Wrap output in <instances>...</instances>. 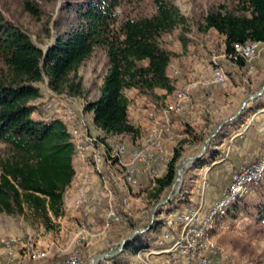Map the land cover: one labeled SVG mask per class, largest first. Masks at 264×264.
I'll use <instances>...</instances> for the list:
<instances>
[{
	"label": "rangeland",
	"instance_id": "1",
	"mask_svg": "<svg viewBox=\"0 0 264 264\" xmlns=\"http://www.w3.org/2000/svg\"><path fill=\"white\" fill-rule=\"evenodd\" d=\"M69 1L76 0H0V9L10 20L21 26L38 46L46 51L55 41V22L61 18V15L66 14L65 7ZM27 2L37 3L42 9V15L40 17H35L28 12L25 9ZM172 2L180 9L181 14L187 19V25L183 26L181 24L172 34L165 35L162 39V45L166 49L172 50L176 47V44L178 45L179 43L187 41L186 43L190 47H196L200 52L201 57L197 64L199 65L202 63L204 70L203 73H199L202 74L199 79H195L196 81L194 82L187 81L188 83L186 82V84L177 88L174 93V101L171 103L165 104V99H162V97L165 96L159 97V94H156V97L152 100L145 97V99L150 102H145L143 106L139 107L140 116L136 119L135 125L140 128L141 135L137 137L135 145H131L130 139H127V141L124 142H115L112 141L111 138H105L104 136L97 134L91 116L84 110L87 102L95 101L100 96V89L108 68L107 56L103 49H97L93 56L72 75V79L76 83H82V92L80 96L71 97L67 95H57L49 89L47 84L48 80L39 84L42 90V97L36 101L35 105L41 109L43 118L46 117V120H54V118L51 117H56L66 125L67 130L71 135V140L75 145L76 152L77 148L82 146L83 142H86L87 140L96 143H93L94 147H92V151L88 150V155L91 156V153L92 155L95 154V156L98 153L101 155L102 162L99 163L100 172L96 171L95 166L91 168V170L88 169L87 172L90 177H92L93 174L98 176L100 181L105 185L106 188L100 190L102 195L101 199L105 197L111 199L109 201V208L106 212V216L110 212H114L116 214L114 215L118 217V220L114 221L113 219L105 218L106 230L104 231V234H101L100 236L103 238L98 242L100 246L95 249L97 252L96 254L93 253V251H95L94 249L89 250V248H87L88 245H86L83 240L86 235L85 232L78 236L79 244L76 247L69 248V242H67L68 239L64 238L69 232L64 219H67V222H71L74 218L71 217L69 213L72 211L66 210L65 201L75 200V192H79V187L81 186V184H79L81 181V174H79L77 177H74L71 186L65 191L64 207L60 217H55L52 213H49L47 217H43L42 215L31 212L29 209H25L23 213L13 214H8L5 211L0 210V250L8 251L10 249L4 244L7 240L12 241L10 243L12 246L10 247H14V252L20 253V255H11V259H30V250H32V259H48L50 249H47V246L54 251H58L57 255L60 254L59 257H52L51 259H63L65 261L72 255H78L82 259H85V264H92V260L96 256L107 255V257L100 258L107 260L118 257H114L113 254L119 251L123 240L130 237L136 231L144 230L152 223L154 224L156 220L158 221L160 219L162 212L167 211L173 206L176 207L178 202L182 200L184 197L182 195H185L182 193L187 184L186 179H188L189 174L191 175L190 169H192V165L202 158L205 159L212 150L223 151L231 146L230 139L240 132L238 124L243 122L246 117L250 116L254 107L264 104V44H258L259 46H256L257 54L253 59H242L246 62L245 68L247 69V75H245V77L243 76L245 79L242 80L240 75L233 72L235 69H242L238 66V61L241 58L236 60L235 52L228 55L225 50V45L220 37L214 36L208 31L201 30V24L203 23V19L209 9L225 4L226 0H172ZM229 5L231 4L229 3ZM123 11L136 18L152 16L156 10L153 0H131V3L127 4ZM255 61L258 62L256 72L254 70ZM216 63L220 66V69L222 68L224 73L230 77L228 83L212 88V93L217 96L219 94L215 89L219 87L223 88L222 94L220 95L223 101L219 99L218 105L217 98L215 101H210V99H208L209 95H206L211 89H207L206 91L202 85V80L211 77V66H214ZM245 68L244 70H246ZM171 73L175 78L183 75L180 67ZM238 81L241 82L239 83ZM193 84H195L194 87L192 86ZM200 85H202V87H199L201 90L200 95L204 96H202V102L198 104L194 95V90ZM181 89L190 90V95L194 101V107L187 112L174 114L172 117L171 133L164 132V135L162 134L161 136L156 137L155 144L158 150V156L155 159L156 168H150L148 179L143 180L140 182L139 186H137L135 179L131 178L130 173V175H128L127 169L123 166L124 156L120 159H113L112 151L116 152L114 145L118 146V148L121 146L129 148L130 146V150L135 151L133 156H130V163H138L137 160L143 158V153L149 151V149H146L149 148L148 140L154 135L153 132H155L156 129L159 130L162 128L161 125H163L164 121V111L174 106L177 92L181 91ZM209 93H211V91ZM135 99L136 97L133 98V100ZM160 104H162V106L159 107ZM199 106H202L206 112H213L216 109L213 112L214 116L204 121L207 128L204 132L200 131L201 134L192 135L191 133V136L188 139H182L179 136L177 137V145L186 146L184 147L185 150L183 149V159L179 166L185 161H187V163L183 166L181 173L177 174L173 186L157 198L156 182L153 181H157L166 173L168 164L173 158L175 152L167 146L168 143L175 141L176 130L174 127V117L179 116L186 118V120H193L197 107ZM49 107L56 110H52V113L50 114L47 110ZM69 113H75L73 118H69ZM159 115L161 117L160 119ZM258 119L259 118H256L252 124L254 123L256 126L259 125V127H263V130L260 131V134H262V132L264 133V121ZM202 120L198 125L195 123L196 121H192L194 125L193 127L199 128L202 125ZM224 136L228 137V140H226L225 144L221 146L222 138ZM262 137L264 138V136ZM194 145L197 146V149L193 151L192 147H194ZM234 145L237 148L240 147L237 144ZM255 147H257L256 150L258 149V152L259 150L262 151L264 147V139L251 146L253 150ZM180 148L182 149V147ZM204 150L205 152L201 156ZM235 151L237 152V150ZM135 153H142V156L136 158L134 156ZM0 155H5L1 143ZM73 157L80 162L79 166L75 169L76 175V173L78 174V171L80 173V168L82 167L84 160L77 158L76 154ZM196 157H198L197 160H191ZM263 157L264 151L258 161L251 163V165L244 164V162V165L241 166L239 172L244 168H252V165L260 164L263 161ZM115 166L123 172V176L119 180L120 183L118 190L121 194L125 195V197L122 199L120 207L115 206L113 203L112 199L114 193L110 188L111 182L107 175V173H109L108 167L113 168ZM263 179L264 171L258 182L251 186L250 193L244 197L246 198V211L237 213L236 216L233 214L227 216L229 208L237 201L234 200L231 202L227 210H222L221 213L215 215L213 220H209V223H204L209 214L219 207L214 206L202 215V220L197 224H190L187 228H183V231L173 232V236L176 237H173V240H180V238H182V244H189L193 234L188 241H186V235L188 234L186 231L192 226L191 229H199L197 232H199V239H202L203 243L212 245L219 251L221 250L220 252H223L226 257L249 264H264V231L262 226L255 222L253 216V206L261 201L256 189ZM132 188H135L133 197L135 198L134 207L137 212L134 217L132 215L129 216L132 203L128 194ZM253 188L255 190L254 193ZM227 197L228 194H221V202ZM118 201H120V198ZM213 201L214 199L212 202ZM193 202L196 204L203 203V205L208 207L204 201ZM212 202H210V204ZM192 206L193 203L188 204L184 210L182 209L183 211L181 210L182 212L180 214H186L187 210L191 209ZM154 213L155 218L153 217ZM194 214H196V212H189V219H192ZM225 216L227 217L224 218ZM83 217L87 222L85 230H88V228L92 226L91 219L89 216ZM173 218L177 220L176 215H174ZM173 218H171V224L167 225V230L176 223ZM193 219H196V215ZM88 221L90 222V225L88 224ZM99 222H101L100 219ZM115 226L117 227L113 228ZM76 232L78 233L79 230ZM77 240L78 239H76V243H78ZM173 246L171 247L170 252L176 254V257H179L181 243H173ZM144 254L139 256L138 253H136V259H143ZM153 257L156 256L151 255V259H153ZM159 259H162L161 256H159Z\"/></svg>",
	"mask_w": 264,
	"mask_h": 264
},
{
	"label": "trees",
	"instance_id": "2",
	"mask_svg": "<svg viewBox=\"0 0 264 264\" xmlns=\"http://www.w3.org/2000/svg\"><path fill=\"white\" fill-rule=\"evenodd\" d=\"M130 3L69 1L66 14L55 22V41L46 51L0 9V143L5 153L0 155V210L13 214L29 209L43 217L49 213L60 217L65 191L75 177L76 149L66 125L56 117H33L38 109L34 102L42 97L40 83L48 80L49 89L57 95L80 96L82 83H76L72 75L97 49H103L108 68L100 96L87 102L84 110L93 115V125L105 138L115 142L130 139L131 145L141 130L129 120L126 91L136 90L140 97L151 100L157 90L175 93L176 85L168 74L172 53L162 45V39L179 25L186 26L187 19L172 0H153L155 13L136 18L123 11ZM25 9L35 17L42 15L35 2H27ZM201 30L224 36L228 55H236L240 45H262L264 0H226L209 9ZM242 59L238 66L245 68L246 59ZM183 154V149L175 148L166 173L156 181L157 198L175 183ZM256 190L261 201L253 206V216L264 231V179ZM245 199L237 200L227 216L246 211ZM161 227L156 220L148 232L129 242L125 251L144 244V239ZM122 255L113 259L115 264H121Z\"/></svg>",
	"mask_w": 264,
	"mask_h": 264
},
{
	"label": "crops",
	"instance_id": "3",
	"mask_svg": "<svg viewBox=\"0 0 264 264\" xmlns=\"http://www.w3.org/2000/svg\"><path fill=\"white\" fill-rule=\"evenodd\" d=\"M208 32L213 34L214 36L220 37L224 43L225 41L224 36L218 34L214 30H209ZM186 42L187 41L179 43L178 45L176 44V47L174 49L169 50L172 53V59H171V64L169 67L168 74L170 78L174 80L176 89L186 84L187 81L194 82L196 81L195 79L197 78L199 79L202 75L199 73H203V70H204L203 69L204 66L202 65V63L199 65L197 64L198 60L201 57L200 52L198 51V49H196V47H190ZM257 63H258L257 61L254 62L255 72L257 71ZM179 67L182 69L183 75L181 77L175 78V76L174 77L172 76L171 72L177 70ZM242 69H235L233 72L240 75L242 80H244L245 75H247V69L246 68H245L246 70H244V68ZM240 73H244V74H240ZM238 82L240 83L241 81H238ZM194 85L195 84H193L192 86L194 87ZM219 88L215 89L217 90L219 94L218 95L219 98H217L218 99L217 105L219 103V99L222 100L220 95L222 94L223 88L221 89ZM156 94H159V97L165 96V97H162V99L163 98L165 99L164 100L165 104L173 102L175 98L174 93L168 94L164 90H157ZM200 94H201V90L199 89V87H196V89L194 90L195 97L196 95H200ZM126 96L130 100V105L128 108L129 120L132 124L135 125L136 119L139 118L140 116L139 107L143 106L145 102H150V101L145 99V97H140L137 94L136 90L126 91ZM134 97H136L135 100H133ZM35 103L36 101L34 102V104ZM137 105H138V109H137ZM217 105H216V108H217ZM160 106H162V104H160L159 107ZM174 106L164 111V121L165 119L169 120L171 125H172V117L174 115L173 113ZM213 112H206L204 111L202 106H199L197 107V111L195 113L193 120H190V119L186 120V118L184 117L175 116L174 117V127L176 130L175 141L168 143L167 144L168 148L170 146V149H173L174 151H175V148H178V147H182V149H184V147L186 146L184 145L179 146V144L177 145L176 143L177 137L179 136L182 139H185V138L188 139L190 138L191 133L192 135H197L200 133V131L204 132L207 128L205 126L204 121H206L210 117H213L214 116ZM89 115L91 116V120H92L93 115L92 114H89ZM33 117L37 120L45 119L43 118V114L40 108H38L37 111L33 114ZM160 118L161 117L159 115V119ZM256 118H259L258 120L264 121V104L254 107L250 116L246 117L243 122L238 124L239 126L238 128L240 129V132H238L236 136L230 139V143L232 144L231 146L224 149L223 151L212 150V152L208 154V156L205 158L203 164L194 163L192 165L191 167L192 169H190L191 175L189 174L188 179H186L187 184H186L184 192L182 193L185 195H182L184 196L182 200L178 202L176 207L173 206L167 211H164L161 213V217L158 221L162 224V227L159 229V231L157 233H152L151 235L147 236L146 239H144L145 241L144 244H136V246H134L133 249L126 251L121 257L122 258L120 261L121 264H128V263L138 264L137 262H135L136 260H134L136 259V253H138V255L140 256L144 253L151 252V255L156 256V257H153V259L155 258L159 259V256H161L162 259H174L177 256L176 254L170 252V249L173 246V239L176 237L173 236L174 237L173 239L172 238L163 239L165 237V229L167 225L171 224V218H173L174 215L178 217V215L185 209V207L188 204L190 203L194 204L193 201H204L209 206L210 202H212L213 199L220 197L222 192L229 185L232 176L240 170L241 166L244 165L243 164L244 162L254 163L258 161V159L261 157L263 153L264 147L262 151L259 150L258 152V149L256 150L257 147L254 148L255 150L254 151L253 148H251V146H253L254 144H257L258 141H262L264 139L262 137L264 136V133L262 132V134H260V131L263 130L262 129L263 127H259V125L256 126V124L254 123L252 124V122H254ZM201 120L203 121L202 125L199 128H194L192 121H196L195 123H197L198 125L201 122ZM96 132L100 136H104L103 132L98 130L97 128H96ZM226 140H228V137L224 136L222 138L221 146L225 144ZM234 144H237L240 147L237 148ZM192 149L194 151L195 149H197V146L194 145ZM235 150H237V152ZM75 154L77 158H81L82 160H84L77 152H75ZM79 164L80 162L74 159V169H76L79 166ZM83 164H84V161H83ZM108 169L107 170L109 171V173H107V175L110 178V182H111L110 188L112 192L114 193V197L112 200L115 206L120 207L122 203V199L125 197V195L116 194L115 185L119 186V183H120L119 180L123 176L122 175L123 172L117 166L113 168L108 167ZM141 170H142V166L138 165V175H139L140 182L148 179V176L144 175ZM92 178H93V181H95V186H98L100 190L106 188L105 185L100 181V178L98 176L93 174ZM153 182H156V181H153ZM205 182H208L210 185L207 189L204 187ZM134 191H135V188H132L130 189L129 194H128V197L132 203L129 216L132 215L133 217L137 214V212L135 211L136 209L134 207V199H135L133 197ZM119 198H120V201H118ZM110 200H111L110 198H106V197L101 199V203L98 204L96 207V212L93 216L92 226H90L88 230H85V226L87 225V222L83 216L80 217L74 212H69L71 217L74 218L71 222H67V219H64L65 224L69 229L68 235L64 237L65 239H68L67 242H69V248L76 247L79 244L78 236L84 232L86 233V235L84 236L83 240L85 241V244L88 245L87 248H89V250H93V249L95 250L100 246L98 242L103 238L100 236L101 234H104V231L106 230L105 218L102 219V215L104 211L106 214L109 208ZM99 219L101 222H99ZM173 220L175 219L173 218ZM88 224L90 225V222ZM116 227L117 226L113 228H116ZM78 230L79 232L77 233L76 231ZM76 239H78L77 240L78 243H76ZM153 239H155V241H152ZM159 239H163V240H159ZM47 247H48L47 249H50V254L48 256L49 258L47 257L48 259H45L39 262H30L29 264H63V261H64L63 259H51L52 257H57V256L59 257L60 254L57 255L58 251H54L49 246ZM143 247H147V248H143ZM93 253L96 254L97 253L96 250L93 251ZM95 264H115V262L113 259H108V260L107 259H97Z\"/></svg>",
	"mask_w": 264,
	"mask_h": 264
},
{
	"label": "built area",
	"instance_id": "4",
	"mask_svg": "<svg viewBox=\"0 0 264 264\" xmlns=\"http://www.w3.org/2000/svg\"><path fill=\"white\" fill-rule=\"evenodd\" d=\"M251 50L253 49H247L245 53L239 54V57H243L244 59L247 58L248 52ZM220 82H223V79L218 73L215 72L214 68L212 67L211 77L202 80V84H210L211 86V93H206V95H212V88L214 87V84ZM198 87H202V85ZM184 90L186 89H181L180 93H184ZM202 96L204 95H196L198 104L202 102ZM212 96L214 98V101L216 98H218L217 95ZM74 114L75 113H69V118H73ZM92 147H94L92 141L83 142L84 150L92 151ZM114 149L116 150V152L123 153V166L125 167V169H127L128 173L131 174V178L135 179L137 186H139L140 184L138 165L142 166V173L144 175H147L148 177L150 174V168H156L155 159L158 156L156 144L154 146H149L148 153H143V158L138 160V163H130V156H133L134 153V150H130V146L129 148H118V146L114 145ZM244 164L251 165V163ZM259 168L260 165H252V172L242 173L238 171L232 176L229 185L222 192V194H228V203L232 194L238 192V186L240 185V183H248L249 186H253V180L256 179V174L259 173ZM115 186L116 194L121 195V193L118 192V186ZM209 186V183L205 182L204 187L208 188ZM254 192L255 190L253 188V193ZM100 203V189L98 188V186H95V181H93V178L90 177L89 174H83V186L81 187L79 192H75V200L65 201V208L67 211H72L80 217L89 216L91 222H93V216L96 212V207ZM214 206H226V204H221V195L220 197L214 199V201L208 207L203 205V203H194L191 209L187 210L186 214L178 215V221L175 220L176 223L173 224L170 229L165 230V237L163 239H173V232L183 231V228H187L190 224H197L199 221H201L202 215L212 209ZM189 212H196V219H189ZM102 218L114 219V216H106L104 211ZM173 243H181V253L179 254V257H176L175 259H151V252H147L144 254L143 259L134 260H136L135 262H137L138 264H249L240 262L236 259L222 258L219 252L206 249L203 245L202 239H199V232H195L192 235L191 244H182V238H180V240H173ZM11 255H20V253L14 252V247H10L8 251L0 250V264H29L30 262H39L45 260L32 259V250H30V259H11ZM63 264H85V259H77V255H75V257L72 259H66Z\"/></svg>",
	"mask_w": 264,
	"mask_h": 264
},
{
	"label": "bare ground",
	"instance_id": "5",
	"mask_svg": "<svg viewBox=\"0 0 264 264\" xmlns=\"http://www.w3.org/2000/svg\"><path fill=\"white\" fill-rule=\"evenodd\" d=\"M247 49H253V50H251V51L248 52V56L245 59H248V60L253 59L256 56V54H257L256 46L253 45V44H251V45L249 44V45H246V46L238 47L237 48V51H236L235 59L237 60L238 58H243V57H239V54L245 53V51ZM211 67H213L214 70H215V72L218 73L220 75V77L223 79V82L215 83L214 84V87L215 86L218 87V86L224 85V84H226V83L229 82V79H230L229 75H227L226 73H224V71L222 70V68L220 69V66L217 63L214 64V66H211ZM202 85H203V88H205L206 91H207V89H211L210 84H202ZM180 92L181 91H178L177 92L176 102H175V106H174V109H173V113L174 114H178L180 112H187V111L191 110L194 107V101H193V99H192V97L190 95V91L188 89H186V90H184V93H180ZM212 95H214V94L212 93ZM212 95H209V96L207 95L208 96V99H210V101H214V98H213ZM47 110L51 114L52 113V110H56V109H54L52 107H49ZM68 120H69V118H68ZM161 126H162L161 129H159V130L156 129L155 132H153L154 135H152V137L150 138V140L147 139L148 140V144H149L148 147L155 145V139H156L157 136H161L164 132L171 133V131H172L171 130V123H170L169 120H166L165 119V121H163V125H161ZM92 143L96 144L95 142H92ZM120 148H126V147L125 146H121ZM140 149H142V148H140ZM148 149L149 148H147L146 150H148ZM77 152L84 159V164L80 168V173H79V171H78V174L76 173V177L79 174H81L80 179H81L82 182L80 181V183H79V184H81V186L79 187V190H80L81 187L83 186V174H88L87 170L88 169L91 170V168H93L94 166L96 167V171L100 172L99 163L102 162V159H101V155L99 153H98L99 155L97 154L96 156H95V154L92 155V153H91V156H89L88 155L89 151L88 150H84L83 145L82 146H79L77 148ZM140 152H141V150H140ZM147 152H145V153H147ZM112 153H113L112 154L113 159L114 158H119L120 159L123 156V153H121V152H115V151L113 152L112 151ZM98 156H99V158H98ZM134 156L136 158L141 157L142 156V153H135ZM258 165H260L259 173L256 174V179L253 180V185L258 182V180L260 179V177H261V175H262V173L264 171V157H263V161L260 164H258ZM241 172L242 173L252 172V168H244ZM128 175H130V174L128 173ZM250 191H251V186H249L248 183H240V185L238 186V192H236L235 194H232V196L230 197L229 203H228V197H227L223 202H221V204H226V206H219L214 211H212V213L209 214L208 218L205 220L204 223H206V224L209 223V220H213V218L215 217L216 214L221 213L222 210H227L229 208V206H230V204H231L232 201L246 197L250 193ZM114 214H115L114 212L113 213L110 212L107 216H114V219L113 220L114 221H117L118 220V217L115 216L116 214L115 215ZM195 215L196 214H194V216H192V219L195 217ZM189 228L190 229H188L186 231L188 233L186 235V237H187L186 241H188V239L191 237L192 234H194L195 232H197L199 230V229L198 230L197 229H191L192 226H190ZM202 229H204V228H202ZM11 242L12 241H7L6 240V242L4 244L8 248H10V246H12V244H10ZM189 244H191V241H190ZM203 245L205 246L206 249H210V250L219 252L221 254V257L222 258L230 259V258L226 257L223 254V252H220L221 250L219 251V250L215 249L212 245H208V244H205V243H203ZM74 257H75V255H72V256L69 257V259H72ZM77 259H82V258L77 255Z\"/></svg>",
	"mask_w": 264,
	"mask_h": 264
},
{
	"label": "water",
	"instance_id": "6",
	"mask_svg": "<svg viewBox=\"0 0 264 264\" xmlns=\"http://www.w3.org/2000/svg\"><path fill=\"white\" fill-rule=\"evenodd\" d=\"M237 116H239V115H237ZM237 116H236V118H237ZM204 152H205V150L203 151V153L201 154V156L204 154ZM197 159H198V157L193 158V159H191V160H197ZM189 160H190V159H189ZM186 163H187V161H185L181 166H179V168H178V174L181 173V171H182V169H183V166H184ZM153 217L155 218V213H154ZM153 222H154V221H153ZM152 224H153V223H152ZM152 224H151L148 228H146V229H144V230L136 231V232H135L134 234H132L130 237H128V238H126L125 240H123V242L121 243V247H120L119 251H118L117 253L113 254V256L116 257V256H120V255L124 254V253L126 252V251H125L126 245H127L129 242H131L136 236H138V235H142V234L148 232V231L152 228ZM104 257H107V255H101V256H96V257H94V259L92 260V264H95V262L97 261V259L104 258Z\"/></svg>",
	"mask_w": 264,
	"mask_h": 264
}]
</instances>
